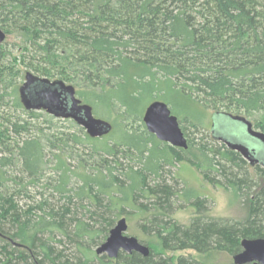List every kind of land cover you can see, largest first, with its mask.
Segmentation results:
<instances>
[{
	"label": "trees",
	"instance_id": "1",
	"mask_svg": "<svg viewBox=\"0 0 264 264\" xmlns=\"http://www.w3.org/2000/svg\"><path fill=\"white\" fill-rule=\"evenodd\" d=\"M0 29L15 41L14 51L0 47V106L7 96L22 107L20 80L29 72L71 85L111 125L95 139L83 129L44 134L30 123L37 118L31 111L21 109L28 120L0 113V264H111L94 251L126 210L150 213L136 205L140 199L157 212L147 220L155 230L147 245L164 251L234 256L242 239L264 238V183L242 222L163 221L191 199L173 177L185 161L234 196L256 181L248 163L212 135L197 145L186 139V153L157 141L142 123L149 103L172 94L212 115L242 116L264 133V0H0ZM201 115L177 119L181 131L184 122L197 129ZM252 170L264 177L262 167ZM117 257L119 264H149L150 250L145 258Z\"/></svg>",
	"mask_w": 264,
	"mask_h": 264
},
{
	"label": "rangeland",
	"instance_id": "2",
	"mask_svg": "<svg viewBox=\"0 0 264 264\" xmlns=\"http://www.w3.org/2000/svg\"><path fill=\"white\" fill-rule=\"evenodd\" d=\"M15 41L11 37H5V40L0 47L7 52L14 51ZM16 53L14 52L13 55ZM21 85L24 83V77L20 80ZM13 98L5 96L4 105L0 106V113L7 115H17L20 116L21 120H28V116L23 112V107L14 108L13 107ZM167 105L172 115H174L177 119H181V117H188V119H193L199 114H202L199 120L193 121V124L197 126V129H193L190 127L188 122H184L180 124L183 128V132L185 138L190 142H193V145H197L198 143L205 142L206 138L211 140V127H212V111L210 110H200L199 107L192 106L191 103L187 104V102L181 99L178 96H174L172 94H167L164 98L159 100ZM1 105V104H0ZM33 115L36 116V119L30 121L32 125H35L43 130L44 134L49 133H75L78 134L81 127L76 125L71 120H63L54 118L43 111L33 112ZM110 121V120H109ZM230 125H234V128H237L238 133H227L230 138L241 139L244 141L249 147L257 150L261 155L264 156V147H262L258 142L248 138L245 135L244 130L237 124L226 122ZM222 127L219 123V120L216 121V128ZM48 130V131H47ZM85 133L84 129L82 131ZM188 153V149L184 150ZM190 157L191 153H189ZM250 174L252 175L256 184L249 193L246 191H242L235 196L232 194L231 189L225 187H215L210 183L206 182L200 171L190 162H183L173 169L175 171L173 173V177L178 180V185L176 186L178 190H182V188L190 194L191 199L186 202L182 201L176 204L175 209L169 215H165L164 220L170 219V222H176L179 225L188 226L191 221L197 216L202 217L204 219H228L233 222H242L248 217V199L251 200L255 193L261 188L264 183V177H254V172L252 167L247 165ZM52 166L47 168V172L51 171ZM9 176L13 177L15 171L18 170L17 166H14L11 169H8ZM51 173V172H50ZM18 177V176H17ZM21 177V176H20ZM53 177V176H52ZM44 182V180L42 181ZM255 183V182H254ZM41 189V188H40ZM41 190L37 189L36 192H40ZM197 198V199H196ZM203 201L201 208H196L191 205L195 200ZM29 202H26L23 199H19V207L23 210L28 209ZM138 207L143 205L150 211V213L156 214L157 212H153L152 203L149 201H145L144 199H140L137 204ZM141 207V206H140ZM148 211H144V214H139L136 210H126L124 214L120 217L124 218L127 223V230L125 232V236L136 238L139 243L145 245L150 250V258L149 264H233L232 255L226 253L225 251H213L206 254H199L194 250L184 249V250H176V251H164L162 248L155 244L151 243L147 245V241L150 240L153 242L154 238V229L151 224L147 223L149 220L150 213ZM142 215V216H141ZM119 217V218H120ZM151 217V216H150ZM118 221V219H116ZM152 228H150V227ZM65 244V255L68 259H72L74 256L72 254V250L70 247V243L63 239ZM105 241V240H104ZM103 241V242H104ZM70 249V250H68ZM241 251V250H240ZM239 251V252H240ZM238 252V253H239ZM118 256L124 258L126 256L130 257L131 254H126L120 252ZM106 257V256H105ZM118 258V257H117ZM116 259H109L111 264H119L122 263ZM105 260H108L106 258Z\"/></svg>",
	"mask_w": 264,
	"mask_h": 264
},
{
	"label": "water",
	"instance_id": "3",
	"mask_svg": "<svg viewBox=\"0 0 264 264\" xmlns=\"http://www.w3.org/2000/svg\"><path fill=\"white\" fill-rule=\"evenodd\" d=\"M5 40V35L0 29V44ZM19 98L26 111L43 109L55 118L72 120L83 128L88 137L95 139L107 135L111 125L93 116L89 105L82 104L75 96L74 88L60 80L50 81L27 72L24 83L19 89ZM211 134L214 140L223 143L227 149L238 153L249 166L261 165L264 167V156L257 150L249 147L241 139L230 138L227 133H238L237 128L226 123L239 125L245 135L264 147V133L253 129L251 122L238 115L216 113L212 115ZM222 127L216 128V121ZM142 123L147 133L156 140L166 143L177 149L186 150L187 140L181 131L177 118L173 116L167 105L160 101L149 103L142 114ZM127 223L120 218L105 241L95 249L97 256L105 255L108 259H116L120 252L126 254L137 253L142 257L149 256L147 246L139 243L134 237L125 236ZM241 251L232 256L233 264H264V238L242 239Z\"/></svg>",
	"mask_w": 264,
	"mask_h": 264
},
{
	"label": "flooded vegetation",
	"instance_id": "4",
	"mask_svg": "<svg viewBox=\"0 0 264 264\" xmlns=\"http://www.w3.org/2000/svg\"><path fill=\"white\" fill-rule=\"evenodd\" d=\"M19 100H20V98H19ZM20 103H21V101H20ZM21 105H22V103H21ZM22 107H23V105H22ZM24 108V107H23ZM25 109V108H24ZM31 112H38V111H43V112H45L46 114H48V115H50V116H52V117H54L52 114H49V113H47L45 110H43V109H39V110H30ZM55 118V117H54ZM57 119H59V118H57ZM72 121V120H71ZM74 122V121H73ZM83 129V128H82ZM85 131V130H84ZM86 133V132H85ZM158 141V140H157ZM160 142V141H159ZM162 143V142H161ZM256 166V165H255ZM257 166H260V167H262L263 169H264V167L263 166H261V165H257ZM129 255V254H128ZM139 255V254H138ZM141 256V255H140ZM142 257V256H141Z\"/></svg>",
	"mask_w": 264,
	"mask_h": 264
}]
</instances>
